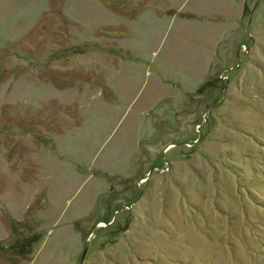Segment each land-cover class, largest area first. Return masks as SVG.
<instances>
[{
  "label": "rangeland",
  "instance_id": "rangeland-1",
  "mask_svg": "<svg viewBox=\"0 0 264 264\" xmlns=\"http://www.w3.org/2000/svg\"><path fill=\"white\" fill-rule=\"evenodd\" d=\"M0 264H264V0H0Z\"/></svg>",
  "mask_w": 264,
  "mask_h": 264
},
{
  "label": "water",
  "instance_id": "water-1",
  "mask_svg": "<svg viewBox=\"0 0 264 264\" xmlns=\"http://www.w3.org/2000/svg\"><path fill=\"white\" fill-rule=\"evenodd\" d=\"M151 173H149V175H150ZM88 249V243H87V245H86V250Z\"/></svg>",
  "mask_w": 264,
  "mask_h": 264
}]
</instances>
